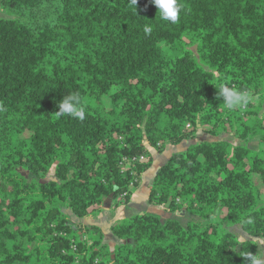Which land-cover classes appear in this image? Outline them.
Wrapping results in <instances>:
<instances>
[{
  "label": "trees",
  "instance_id": "16d2710c",
  "mask_svg": "<svg viewBox=\"0 0 264 264\" xmlns=\"http://www.w3.org/2000/svg\"><path fill=\"white\" fill-rule=\"evenodd\" d=\"M178 4L172 24L152 0H0V264H243L258 252L231 226L264 239V109L228 110L218 88L264 94V0ZM70 92L83 121L56 115ZM196 130L238 143L172 152L148 193L164 214L146 208L88 237L72 222L109 200L129 206L149 148ZM136 155L147 157L122 162Z\"/></svg>",
  "mask_w": 264,
  "mask_h": 264
},
{
  "label": "clouds",
  "instance_id": "9594fccd",
  "mask_svg": "<svg viewBox=\"0 0 264 264\" xmlns=\"http://www.w3.org/2000/svg\"><path fill=\"white\" fill-rule=\"evenodd\" d=\"M152 3L156 6L161 20L171 22L172 24L179 21L181 6L178 4V0H152ZM130 4L136 6L137 0H130ZM151 30L148 26L144 28L146 34L150 33ZM218 90V98H222L223 106L228 110L245 107L252 100V97L247 92L236 88L221 85ZM84 105L85 101L79 92H70L64 95L63 99L58 102L59 110L56 112V115H68L83 121L86 114ZM241 239L243 242V238ZM242 257L243 264H264V251L257 252L256 254L248 252Z\"/></svg>",
  "mask_w": 264,
  "mask_h": 264
},
{
  "label": "rangeland",
  "instance_id": "374dc122",
  "mask_svg": "<svg viewBox=\"0 0 264 264\" xmlns=\"http://www.w3.org/2000/svg\"><path fill=\"white\" fill-rule=\"evenodd\" d=\"M0 16H6V14L4 13L3 10H0ZM191 50H192L193 54L198 58V54H197V50H196V46L195 45L191 46ZM251 97H252V101H253V103H255V105H261V109H264V94H256L254 96L252 95ZM207 139L208 140L226 139L229 142H231V144H233V145L238 143V141L233 137L232 132L230 130L220 132L218 135H213V136L212 135H208L207 133L203 132L202 130H200V131L196 130L195 132H193L192 135H188V136H186V138H184L180 142L173 144V145H177V144L179 145L178 147H174L173 146V149H174L173 152L179 151V150L180 151L185 150L189 145H191L193 143H197V142L202 141V140H207ZM167 145L163 146V148L161 150H157V149L152 148V147L149 148L150 153H151V151L153 152V154L151 153V156H153V155L155 156L154 159L152 158V163L155 160L157 162L161 161L160 163L163 164L168 159V158L165 159V157H166V155L168 156V154H170V149L171 148L167 147ZM248 146L250 148H252L254 151H259L260 152L261 151V147H260V144H259V141H258V136L252 137L248 141ZM146 157H147V155L146 156L144 155V158H146ZM151 167H152V164H151V166L148 169H150ZM53 170H54V164L50 167V169L46 173V177H48V178L52 177L53 176ZM18 171L22 175H24L25 177H28V172L27 171H25L23 169H18ZM255 180L258 182V179H255ZM138 184L139 185H136V186L130 185V190H131L132 194H133V192H135L134 190H136L142 184V181H140ZM148 193H149V190H148ZM130 199H132V198L130 197ZM120 200L124 201V198H121ZM146 203L147 204H145V207L142 208V210H146V208H150V211H154V208L158 207V205L150 203L149 201L146 202ZM115 204H116V201L114 202V201L109 200V205L107 207H109L110 205H113L112 206L113 208L125 207V205L115 206ZM101 207L102 208L99 209V211H98V213L96 215L90 216L89 218H94L95 216L97 217L102 212H103V214H106V215L110 214L111 215V212H109V211L107 212L105 209H103L104 206H101ZM130 210H132V209H130ZM134 211L135 212H132V215H135L139 211V209H135ZM73 219H75L74 216H72L71 220H73ZM86 219H88V218H85V220ZM81 221H83V219L80 220V224H78V226L81 227L82 228L81 230H83L84 232L86 231L87 227L95 225V224H90L89 222H86V223L84 222L83 223ZM73 223H78V222L76 221V222H73ZM231 230L235 233V235L238 237L239 240H242L241 238L256 240L257 243H258V252L264 251V239L263 238L250 236V235L244 233L239 225L231 226ZM84 235H85V237H88V234H86V232H85ZM102 242L104 243V239H102Z\"/></svg>",
  "mask_w": 264,
  "mask_h": 264
},
{
  "label": "crops",
  "instance_id": "0c3cea01",
  "mask_svg": "<svg viewBox=\"0 0 264 264\" xmlns=\"http://www.w3.org/2000/svg\"><path fill=\"white\" fill-rule=\"evenodd\" d=\"M200 131V130H198ZM209 135V134H208ZM208 140V139H207ZM174 147H178L179 145H173V144H168L167 147H170V154L174 151L173 149ZM180 151V150H179ZM151 153L153 154V152L151 151ZM170 154H168V156L166 155L165 159L168 158L170 156ZM152 158L154 159L155 156L153 155ZM161 161H153L152 163V167L150 169H148L147 171L143 172L142 176H141V181L142 184L136 189L134 190L135 192H133L132 196H131V200L133 201L131 203L130 206H125V207H120V208H113V205H110L109 207H107L109 205V201L103 205V209H105L107 212H111L110 214H103V212L101 214H99L97 217L95 216L94 218H88V219H83V221L81 222H89L90 224H95L103 229H110L111 225L123 218H127L129 216L132 215V212H135V209H139V212H142V208L145 207V204H147L146 202H148V190H149V186L152 182L153 176L156 173L157 169L160 167V165L162 163H160ZM163 162V161H162ZM102 208V207H101ZM132 209V210H130ZM154 212L159 213V214H164L166 212V209L158 206L154 208ZM73 216V215H72ZM75 219H73V222H78L80 221L79 219H77L76 217H74ZM104 239V243L107 246H112L115 243V238L109 236V235H105L103 237Z\"/></svg>",
  "mask_w": 264,
  "mask_h": 264
},
{
  "label": "built area",
  "instance_id": "2783aa9c",
  "mask_svg": "<svg viewBox=\"0 0 264 264\" xmlns=\"http://www.w3.org/2000/svg\"><path fill=\"white\" fill-rule=\"evenodd\" d=\"M142 159H144L143 155H136V156H133V157H131L129 159L124 158V159H122V162L123 163H128V164H131V163L134 164V162H136L137 160H142Z\"/></svg>",
  "mask_w": 264,
  "mask_h": 264
}]
</instances>
